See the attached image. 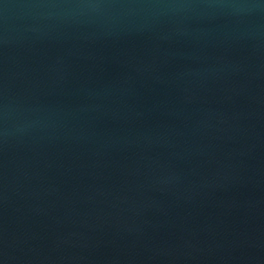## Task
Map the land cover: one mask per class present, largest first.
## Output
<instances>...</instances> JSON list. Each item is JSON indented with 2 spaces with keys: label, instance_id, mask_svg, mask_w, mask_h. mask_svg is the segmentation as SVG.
<instances>
[{
  "label": "water",
  "instance_id": "water-1",
  "mask_svg": "<svg viewBox=\"0 0 264 264\" xmlns=\"http://www.w3.org/2000/svg\"><path fill=\"white\" fill-rule=\"evenodd\" d=\"M0 264H264V0H0Z\"/></svg>",
  "mask_w": 264,
  "mask_h": 264
}]
</instances>
